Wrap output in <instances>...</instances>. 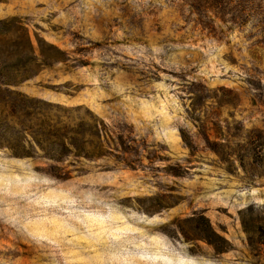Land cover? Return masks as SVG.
Here are the masks:
<instances>
[{
    "label": "rangeland",
    "instance_id": "rangeland-1",
    "mask_svg": "<svg viewBox=\"0 0 264 264\" xmlns=\"http://www.w3.org/2000/svg\"><path fill=\"white\" fill-rule=\"evenodd\" d=\"M0 54V264H264V0H0Z\"/></svg>",
    "mask_w": 264,
    "mask_h": 264
},
{
    "label": "trees",
    "instance_id": "trees-1",
    "mask_svg": "<svg viewBox=\"0 0 264 264\" xmlns=\"http://www.w3.org/2000/svg\"><path fill=\"white\" fill-rule=\"evenodd\" d=\"M28 42L30 41L28 40ZM8 61H10V58L4 57L0 54V103H9V101H12L9 95L11 92L9 91V87L16 86L20 81L26 78L22 75V72H18L20 70L14 69L15 64H13L12 61L9 64ZM19 75L23 78H19ZM254 209V207H248L240 212L239 215L242 229L247 235L248 244H254L255 246H257L259 245V243L255 241L256 234L259 236H264V227L261 226L257 221L254 222L255 219L251 217ZM248 214L250 215L249 220L246 219V216H248ZM256 220H260L258 216ZM208 229L210 230V233L213 237L224 243H227L221 236L216 234L209 225ZM260 245L262 244L260 243ZM223 251L224 250H222L221 252Z\"/></svg>",
    "mask_w": 264,
    "mask_h": 264
}]
</instances>
